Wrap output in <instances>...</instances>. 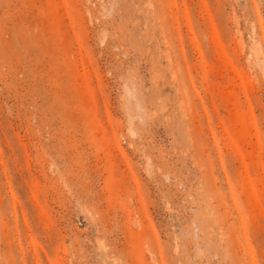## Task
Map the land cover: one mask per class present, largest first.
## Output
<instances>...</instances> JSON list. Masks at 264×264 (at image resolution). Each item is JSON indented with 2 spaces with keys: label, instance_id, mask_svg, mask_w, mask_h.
I'll return each mask as SVG.
<instances>
[{
  "label": "rangeland",
  "instance_id": "rangeland-1",
  "mask_svg": "<svg viewBox=\"0 0 264 264\" xmlns=\"http://www.w3.org/2000/svg\"><path fill=\"white\" fill-rule=\"evenodd\" d=\"M0 264H264V0H0Z\"/></svg>",
  "mask_w": 264,
  "mask_h": 264
}]
</instances>
